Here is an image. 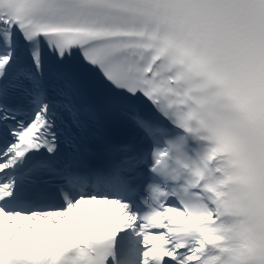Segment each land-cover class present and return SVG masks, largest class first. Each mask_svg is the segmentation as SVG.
Returning <instances> with one entry per match:
<instances>
[{
  "label": "snow or ice",
  "instance_id": "snow-or-ice-1",
  "mask_svg": "<svg viewBox=\"0 0 264 264\" xmlns=\"http://www.w3.org/2000/svg\"><path fill=\"white\" fill-rule=\"evenodd\" d=\"M0 264H264V0H0Z\"/></svg>",
  "mask_w": 264,
  "mask_h": 264
}]
</instances>
